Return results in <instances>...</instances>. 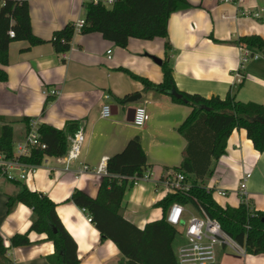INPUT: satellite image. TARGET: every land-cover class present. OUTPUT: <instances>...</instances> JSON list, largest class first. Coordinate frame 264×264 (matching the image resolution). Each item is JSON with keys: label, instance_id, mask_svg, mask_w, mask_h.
Here are the masks:
<instances>
[{"label": "crops", "instance_id": "crops-1", "mask_svg": "<svg viewBox=\"0 0 264 264\" xmlns=\"http://www.w3.org/2000/svg\"><path fill=\"white\" fill-rule=\"evenodd\" d=\"M26 1L31 6L33 34L47 43L30 47L25 41H17L10 45L9 63L0 65V71L5 70L8 76L0 82V129L3 125L12 127L15 151L26 139L27 120L37 119L40 125L59 130L71 122L84 126L82 155L71 163L69 172L62 157H46L37 173L21 182L57 204L58 216L77 243L79 264H117L122 259L120 250L112 240L102 241L87 213L69 201L71 194L79 189L96 198L105 176L97 172L102 160L120 154L130 140L140 136L150 166L146 172L152 178L155 174L156 180L142 182L125 194L123 216L141 230L162 219V209L156 207L161 217L153 209L168 192L156 187V181L181 166L188 141L177 129L192 110L170 95L147 91L131 74L161 84V63L169 60L176 87L182 93L225 99L242 84L237 92L240 101L264 105V57L243 64V46L237 43L252 35L264 40V0H188L191 6L172 13L168 21L169 53L163 38H134L122 48L102 33H76L70 51L61 55L50 43L54 33L68 23L85 19V4L96 0ZM244 11L250 15H241ZM247 48L258 54L254 48ZM52 89L59 95L48 97ZM136 94L141 95L138 101L126 103ZM105 104L112 106L110 118L101 116ZM139 106L150 115L143 127L135 126L127 116L128 109ZM83 165L90 170L80 175ZM246 174H251L246 187L248 204L252 210L264 212V153L255 148L245 129H236L227 142L226 153L200 183L213 192L219 206L238 208L245 200L239 188ZM19 190L13 181L0 180V236L8 248L10 264H51L55 249L48 235L29 232L33 210L21 204L8 212L7 201ZM221 191L228 194L220 196ZM27 232L31 246L10 247L15 235ZM182 241L181 236L176 248ZM217 264H264V254L254 256L244 248L236 251L222 247Z\"/></svg>", "mask_w": 264, "mask_h": 264}, {"label": "trees", "instance_id": "trees-1", "mask_svg": "<svg viewBox=\"0 0 264 264\" xmlns=\"http://www.w3.org/2000/svg\"><path fill=\"white\" fill-rule=\"evenodd\" d=\"M188 0H116L112 6L90 2L85 4V23L77 29L76 23H68L56 31L51 44L59 55L67 54L76 33H102L106 40L126 48L131 39L151 41L166 40L165 48H172L168 42V21L171 14L189 8ZM30 2L26 0H0V65H8L9 47L17 41H25L30 47L47 43L32 32ZM14 33V37L10 36ZM241 46L254 48L264 57V40L258 35L244 37L237 42ZM163 83L155 84L147 79L132 75L145 85L147 91L170 95L176 103L187 104L192 110L177 131L188 141L181 166L174 168L186 176L191 188L186 194L168 193L155 204L161 208L163 218L148 223L143 230L123 216L125 194L134 187L131 178L141 177L149 169L147 156L142 148L140 136L129 141L120 154L107 160V175L102 179L98 196L92 198L76 189L69 199L92 217V223L102 235V241L112 240L122 254L117 264H178L177 240L181 234L166 220V211L175 202L184 206L201 205L206 213L216 220L223 230L250 255L264 254V212L254 211L246 203L238 208L222 207L217 204L212 191L200 181L212 173L214 164L226 153L227 142L236 129H245L255 148L264 153V105L256 102H242L237 92L230 91L225 99H211L180 92L173 78V65L166 60L161 63ZM8 78L5 70L0 71V82ZM182 95L178 99L173 92ZM30 120H27L29 126ZM79 124L69 123L64 130L46 124L39 127L45 150H34L25 161L41 164L45 157H63L67 154L69 138L78 130ZM0 152L12 158L14 152L13 129L3 125L0 129ZM20 188L16 196L8 199V212L25 204L33 210L29 232L47 234L53 243L55 254L51 264H79L77 243L68 233L57 214V204L44 193L35 192L22 182H14ZM29 232L15 235L11 248L31 246ZM8 248L0 236V264H10Z\"/></svg>", "mask_w": 264, "mask_h": 264}, {"label": "built area", "instance_id": "built-area-1", "mask_svg": "<svg viewBox=\"0 0 264 264\" xmlns=\"http://www.w3.org/2000/svg\"><path fill=\"white\" fill-rule=\"evenodd\" d=\"M103 2L106 5H113L116 0H96V3ZM226 3H239V0H222ZM243 16H249L247 12H240ZM258 16V15H256ZM85 23V19L76 23L77 29L81 28ZM10 36L14 37V33L10 32ZM112 51L108 53L111 54ZM259 54L252 53L247 46L242 47V63L246 64L251 59H258ZM48 97H54L59 95V91L52 89L47 92ZM106 98H110L106 95ZM113 109L110 104H105L102 108V118L112 117ZM134 125L137 127H143L150 119V115L144 106L136 107L135 109ZM39 120H31L29 123L28 131L26 133V139L20 143L12 158L7 157L3 152H0V180H8L13 182H21L27 180L31 175H35L41 164H32L26 159L30 158L33 154L32 151L40 149L45 150L47 145L41 141V135L39 134ZM86 141V135L84 134V126H79L78 130L70 137L68 152L62 158L65 165L66 172L70 171L71 163L77 161L82 155V148ZM46 158V157H45ZM107 158H104L100 163V167L97 172L99 174L107 173ZM90 170L88 165H83L79 173L84 174ZM251 177V174H246L244 180L240 183L239 191L244 196V203L248 204L249 196L246 192L247 180ZM152 179L151 173L146 172L141 177L131 178L130 181L134 182V186L142 182H150ZM156 187L162 188L163 191L168 193H183L186 194L191 188V184L186 181V176L183 172L170 169L166 174L158 181H156ZM220 196H226L227 191H221L218 193ZM189 207V206H188ZM187 206L181 203L175 202L166 211L167 222L178 229L182 230V243L177 247V261L178 264H217L218 250L222 247H230L236 251H243L241 246L237 243L221 228V225L213 220L203 209L201 205L197 206L198 213H193ZM89 222H92V217L88 216Z\"/></svg>", "mask_w": 264, "mask_h": 264}, {"label": "water", "instance_id": "water-1", "mask_svg": "<svg viewBox=\"0 0 264 264\" xmlns=\"http://www.w3.org/2000/svg\"><path fill=\"white\" fill-rule=\"evenodd\" d=\"M173 95L178 98V99H183L182 98V95L178 94L177 92H173ZM141 98V95L140 94H136L135 96H132V97H129L128 100L126 101V103L128 104H132V103H135L136 101H138L139 99ZM135 108H130L128 109L127 111V116H128V120L129 121H134L135 119Z\"/></svg>", "mask_w": 264, "mask_h": 264}, {"label": "rangeland", "instance_id": "rangeland-1", "mask_svg": "<svg viewBox=\"0 0 264 264\" xmlns=\"http://www.w3.org/2000/svg\"><path fill=\"white\" fill-rule=\"evenodd\" d=\"M139 135H141L140 133H138ZM142 136V135H141ZM147 142H148V144L150 143V142H152V140L151 139H149V138H147ZM151 144V143H150ZM153 150H154V148H153ZM156 172V170L154 169V172L153 173H155ZM154 177L153 178H155V174L153 175ZM152 178V180H156V179H153ZM159 194H161V192H159ZM158 195V194H157ZM189 209L193 212V213H198V210H197V208L196 207H194V206H189ZM153 212H155L157 215H158V217H161L162 215H161V212L159 211V209L158 208H156L155 207V209H153ZM180 231L182 232V230L180 229ZM229 249H232V248H230V247H228Z\"/></svg>", "mask_w": 264, "mask_h": 264}]
</instances>
